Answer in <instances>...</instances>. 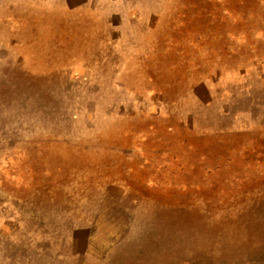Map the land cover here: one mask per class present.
Segmentation results:
<instances>
[{
	"label": "rangeland",
	"instance_id": "374dc122",
	"mask_svg": "<svg viewBox=\"0 0 264 264\" xmlns=\"http://www.w3.org/2000/svg\"><path fill=\"white\" fill-rule=\"evenodd\" d=\"M0 264H264V0H0Z\"/></svg>",
	"mask_w": 264,
	"mask_h": 264
}]
</instances>
